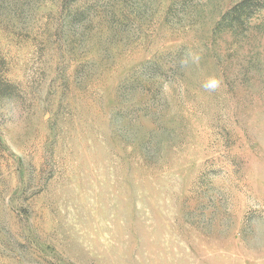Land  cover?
I'll use <instances>...</instances> for the list:
<instances>
[{
  "label": "rangeland",
  "instance_id": "374dc122",
  "mask_svg": "<svg viewBox=\"0 0 264 264\" xmlns=\"http://www.w3.org/2000/svg\"><path fill=\"white\" fill-rule=\"evenodd\" d=\"M0 264H264V0H0Z\"/></svg>",
  "mask_w": 264,
  "mask_h": 264
},
{
  "label": "clouds",
  "instance_id": "9594fccd",
  "mask_svg": "<svg viewBox=\"0 0 264 264\" xmlns=\"http://www.w3.org/2000/svg\"><path fill=\"white\" fill-rule=\"evenodd\" d=\"M195 59H198V57H196ZM202 86L205 90L215 91L220 87V81L215 77H211L207 79Z\"/></svg>",
  "mask_w": 264,
  "mask_h": 264
}]
</instances>
